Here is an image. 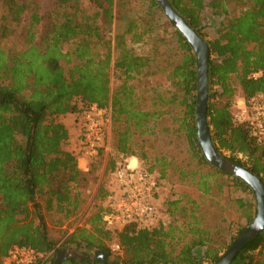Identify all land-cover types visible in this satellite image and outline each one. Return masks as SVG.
Wrapping results in <instances>:
<instances>
[{
  "label": "trees",
  "instance_id": "16d2710c",
  "mask_svg": "<svg viewBox=\"0 0 264 264\" xmlns=\"http://www.w3.org/2000/svg\"><path fill=\"white\" fill-rule=\"evenodd\" d=\"M93 1L92 12L85 0H55V10L46 18L40 0H0V264L15 245L44 253L36 264H54L58 253L68 246L85 248L87 256L93 249H102L107 255L106 263L70 257L68 264H214L231 244L224 251L209 249V231L200 226L201 217L193 213L187 231L176 225L132 222L114 232L106 228L103 219L109 210L108 200L90 217V228H77L63 242L50 233L48 218L53 225L62 226L77 216L81 206L80 194L74 192L82 178L79 157L64 148L70 134L58 118L68 113L82 115L92 104L109 108L111 122L120 123L116 133L117 150L123 154L120 160L135 155L134 131L154 132L159 120L173 107L178 108L174 122L179 124L178 131L186 132L193 157L216 173L227 175L238 190L255 195L244 180L212 166L203 153L196 123L197 57L184 35L171 23L178 46L175 54L167 55L165 65L159 47L151 55H140L132 48L133 43L145 42L153 27L129 5L147 2L149 10L162 11L157 1ZM170 1L205 39L202 12L206 0ZM230 4L240 8L233 16L227 9ZM212 6L223 17L216 37L205 39L210 47L208 123L213 141L220 154L264 182V145L251 135L247 124L235 121L236 102L231 100L238 86L245 99L264 94V0H213ZM121 12H127L126 17ZM115 19L127 23L111 38L104 32L105 26L111 27ZM14 24H22L24 45L11 53L3 43ZM112 69L122 81L116 91L111 88ZM150 71L161 78L166 74L173 87L165 94L157 93L154 104L158 108L154 111L141 107L135 87ZM258 71L262 74L254 77ZM117 164L111 160L108 168L115 170ZM154 168L146 169L159 181L168 177L164 166L159 175ZM209 190L206 187L204 191ZM100 193L105 198L111 196L103 187ZM238 204L249 208L250 223L254 205L242 199ZM168 210L180 217H187L189 211L180 207L178 200L170 201ZM245 229H240L234 239ZM113 240L120 243V252L107 245ZM205 246L203 256L197 253ZM231 264H264V233L247 243Z\"/></svg>",
  "mask_w": 264,
  "mask_h": 264
},
{
  "label": "rangeland",
  "instance_id": "374dc122",
  "mask_svg": "<svg viewBox=\"0 0 264 264\" xmlns=\"http://www.w3.org/2000/svg\"><path fill=\"white\" fill-rule=\"evenodd\" d=\"M41 12L47 18L55 10V0H40ZM213 0H206L205 7L202 12V27L203 34L206 40H212L217 35V30L223 17L212 6ZM85 5L93 12L95 3L93 0H85ZM129 8L139 11V17H145V22H149L148 26L153 27V32L148 35L145 42L131 44L134 51L140 55L154 54L156 48L159 53H164L163 65L167 64L169 54H175L178 46V40L175 36V28L172 26L171 20L167 15L160 10L150 9L148 3H140L133 1ZM229 16L238 13L239 7L230 4L227 7ZM3 11L0 8V17ZM146 14V15H145ZM122 17H126L127 12H121ZM46 21V20H45ZM102 24L101 17L99 18ZM126 21L114 20L111 27L105 26V33L108 37L114 38L117 33H121L126 26ZM172 23V24H171ZM175 26V25H174ZM22 24H14L10 26L8 34V41L2 42L11 53H15L23 48L24 39L21 33ZM177 29V28H176ZM130 40V36L127 37ZM66 45L67 47L70 46ZM171 50V51H170ZM175 51V52H174ZM179 60L181 54L178 53ZM152 70H156L153 68ZM150 71L148 75L136 82V90L140 95L141 107L145 110L154 111L158 108L155 105L156 95L158 92L163 94L173 87L165 78L166 74L152 75ZM122 83L115 74L114 69L111 70V88L116 91ZM131 83V82H130ZM132 83H135L132 81ZM242 98L241 87L238 86L235 96L231 99L232 103H237ZM110 122L106 129V138L102 148L98 151L97 155L85 156L80 153L81 151V124L79 143L76 138L72 141H67L64 148L75 153L79 157V165L82 171V178L80 182L75 185L74 192H78L81 197V206L77 216L73 217L70 221L62 226H55L52 220L48 218V225L50 233L56 239L63 242L66 237L74 232L77 228H90V217L99 210L102 206H106L109 197L105 198L100 193L101 187L108 191L113 188V173L115 170L109 169V161H121L120 156L123 154L117 150V131L121 128L120 123ZM179 109L173 107L170 114L167 113L155 128L154 132L150 131L142 134L140 131H134L132 135V148L135 155L125 156V160H136L134 164L140 165L144 168L155 166L154 172L160 174V169L164 166L167 169L168 177L162 178L160 183V191L156 202L157 211L150 225L164 224L166 226L176 225L180 229L187 231L188 223L190 221L191 213L201 217L200 226L209 231L208 248H219L224 251L226 247L232 244L236 239V235L242 228H247L249 222L247 213L249 208L240 207L238 200L242 199L246 203H251L254 207L251 208V213L254 217L257 213L256 196L238 190L232 185L230 178L227 175L218 174L206 164L199 163L193 157L189 142L184 130L178 131L179 124L174 122L178 116ZM78 115V118L82 115ZM76 115V116H77ZM61 122L67 123V114L61 115L58 118ZM80 122V120H79ZM73 137V136H72ZM78 137V136H77ZM229 155V153H226ZM83 160V161H82ZM81 162V163H80ZM164 164V165H162ZM207 186H205V184ZM206 187H210L209 192H205ZM180 201V207H187L189 209L187 217H180L179 213L172 216L168 210L170 201ZM255 208V209H254ZM192 211H191V210ZM255 210V211H254ZM253 217V219H254ZM192 218V217H191ZM177 219V221H174ZM252 219V220H253ZM190 238V236L188 237ZM114 241V240H113ZM113 241L106 242L107 245ZM68 250L84 254L85 248H77L75 246H68ZM204 248H199L197 253L203 256ZM96 249L91 251L94 255ZM221 250V251H222ZM224 254V253H223ZM85 255V254H84ZM77 258V257H74ZM79 259V258H77ZM68 264V263H66ZM204 264H208L204 261Z\"/></svg>",
  "mask_w": 264,
  "mask_h": 264
},
{
  "label": "built area",
  "instance_id": "2783aa9c",
  "mask_svg": "<svg viewBox=\"0 0 264 264\" xmlns=\"http://www.w3.org/2000/svg\"><path fill=\"white\" fill-rule=\"evenodd\" d=\"M262 74L255 72L254 77ZM237 123L249 126L251 135L264 145V94L249 99L241 98L233 112ZM110 122L108 108L92 104L83 112L81 119V151L85 156L97 155L106 138V127ZM156 175L130 160H121L113 173V188L109 199V210L104 215L107 229L122 230L127 224L138 222L150 225L156 214V202L160 191ZM113 252L121 251V245L114 240L110 245ZM45 257L34 248L15 245L5 259L7 264H36Z\"/></svg>",
  "mask_w": 264,
  "mask_h": 264
},
{
  "label": "water",
  "instance_id": "95a60500",
  "mask_svg": "<svg viewBox=\"0 0 264 264\" xmlns=\"http://www.w3.org/2000/svg\"><path fill=\"white\" fill-rule=\"evenodd\" d=\"M160 8L175 25L187 41L193 47L197 57V92H196V123L198 140L207 161L222 172L244 180L251 186L256 196L257 213L249 226L230 245L228 250L214 264H231L237 254L252 239L264 233V182L259 176L242 165H238L231 159L225 158L218 152L213 141L208 123V104L210 93V47L208 42L192 28L186 19L174 8L170 0H156ZM66 250L58 253L54 264H59ZM69 257H77L86 260H99L106 263V253L102 249H96L94 255L87 256L70 251Z\"/></svg>",
  "mask_w": 264,
  "mask_h": 264
},
{
  "label": "crops",
  "instance_id": "0c3cea01",
  "mask_svg": "<svg viewBox=\"0 0 264 264\" xmlns=\"http://www.w3.org/2000/svg\"><path fill=\"white\" fill-rule=\"evenodd\" d=\"M76 115H77L76 113H68L67 114V123L64 122V124L68 128L69 134H70V137H69L68 141H71V140L73 141L76 138V141H78V143H79L80 129L78 127L81 124V119L82 118H81V116L78 118V115L77 116ZM79 120H80V122H79ZM136 162L137 161L134 160V159L131 160L132 165H136V164H134ZM4 264H7V262H5Z\"/></svg>",
  "mask_w": 264,
  "mask_h": 264
},
{
  "label": "flooded vegetation",
  "instance_id": "af4514ba",
  "mask_svg": "<svg viewBox=\"0 0 264 264\" xmlns=\"http://www.w3.org/2000/svg\"><path fill=\"white\" fill-rule=\"evenodd\" d=\"M65 250H66V254L64 255V258L61 261L62 263H67L68 258H70L68 254L70 253L71 250H68V249H65Z\"/></svg>",
  "mask_w": 264,
  "mask_h": 264
}]
</instances>
